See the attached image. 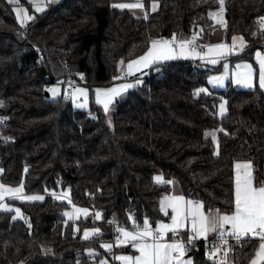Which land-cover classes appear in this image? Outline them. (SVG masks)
<instances>
[{"label": "trees", "instance_id": "16d2710c", "mask_svg": "<svg viewBox=\"0 0 264 264\" xmlns=\"http://www.w3.org/2000/svg\"><path fill=\"white\" fill-rule=\"evenodd\" d=\"M136 1L62 0L35 13L29 0H0V183L43 195L37 201L7 200L21 219L0 211V264H98L103 257L118 264L113 255L125 247L112 245L107 221L156 227L171 181L206 213L221 214L234 211V162L249 161L254 186H264V91L253 58L256 49L264 50V0L223 1L224 39L242 36L244 52L213 67L190 60L155 64L134 77L140 83L106 114L94 101L95 91L122 82L123 64L158 40L194 33L207 38L211 15L221 5L157 0L158 9L145 19L119 7ZM152 1L140 0L147 11ZM16 6L33 15L23 27ZM226 61L249 62L254 87L236 88L229 81L222 90L208 88ZM69 81L87 90L86 107L77 108L63 94L45 97L47 86L59 82L65 90ZM209 131L216 143L205 136ZM157 175L163 183L154 181ZM58 191H68L69 202L57 198ZM73 205L101 216L67 221L64 212ZM92 228L99 235L84 238L83 231ZM257 245V239H243L216 257L203 251L204 241H195L187 255L192 264H249Z\"/></svg>", "mask_w": 264, "mask_h": 264}, {"label": "crops", "instance_id": "0c3cea01", "mask_svg": "<svg viewBox=\"0 0 264 264\" xmlns=\"http://www.w3.org/2000/svg\"><path fill=\"white\" fill-rule=\"evenodd\" d=\"M141 3L140 0L136 1ZM49 4L33 9L35 13L43 12ZM23 6L14 7V15L19 26H25L32 18L27 9L21 10ZM215 13L211 15L213 18ZM213 21V19H212ZM214 23V22H213ZM225 24L216 26L213 24L207 38H202L199 34L194 33L186 39H173L170 45L168 39L153 42L149 50L140 57L123 64L122 73H126L128 78L114 85L110 89L96 90L94 101L107 114L113 104L123 98L139 80L134 77L147 71L153 65L175 60H190L213 67L222 61L229 59L233 54L230 50L229 43L224 39ZM262 31L264 27L261 28ZM264 45V33L261 34ZM191 38V39H190ZM188 39L189 42H188ZM183 43L188 46V51L180 54L175 48L176 43ZM191 45H200L204 47L203 53L191 51ZM182 48V47H181ZM231 51V52H230ZM245 51V50H244ZM241 54V53H239ZM238 55V54H235ZM254 61L258 67L257 82L260 89L264 91V50L256 49L253 53ZM229 64L227 61L222 67ZM230 65V64H229ZM231 67V83L236 88L251 89L255 83V70L249 62H237ZM129 82V83H127ZM76 87H74L75 89ZM77 93H87L85 88H77ZM82 99V98H81ZM2 170L0 169V175ZM234 181V211L231 214H221L216 211L206 213L201 202H195L192 199L184 198L179 190L173 191L164 196L160 202V212L163 220L156 224V228L167 238L162 240L151 241V233L144 237L139 234L126 233L124 243L125 252L113 255L118 264H167L160 254L158 247L165 240L173 244H180L181 239L178 233L185 231L188 234V240L206 241L210 236L214 237L219 231L228 227L232 231L246 233L255 229L262 230V237L258 238V245L249 262V264L264 263V186L255 187L253 181V168L249 161H236L233 165ZM0 186V211L13 212L15 219H21V212L13 206L4 204L5 198L14 194L22 201H37L43 198V195L23 196L20 191H15L14 187ZM16 195V196H17ZM11 200V199H7ZM6 203V202H5ZM67 220V219H66ZM69 221V220H67ZM166 242V241H165ZM187 258L190 256L187 255ZM176 264H192L188 261H178Z\"/></svg>", "mask_w": 264, "mask_h": 264}, {"label": "rangeland", "instance_id": "374dc122", "mask_svg": "<svg viewBox=\"0 0 264 264\" xmlns=\"http://www.w3.org/2000/svg\"><path fill=\"white\" fill-rule=\"evenodd\" d=\"M7 2H11L12 0H6ZM30 3L32 4V8L37 10L40 9V7L42 6H46V4H51V3H56V2H61L62 0H29ZM224 0H220L221 5L218 8V10H216L213 16V24L214 25H218L220 26L221 24H225V8H224ZM121 8V10L126 11L128 13H130L133 17L137 18V19H145L147 18L148 14L155 12L158 7V1L154 0L150 3V10L147 11L143 8L141 3H137V2H133V3H126V4H121L119 6ZM22 11L25 10V7H21ZM28 11V10H27ZM186 39V38H183ZM191 39V38H190ZM188 39V42L189 40ZM179 42V41H178ZM183 43H176L175 44V48L178 50V52L180 54L187 52L188 50V46L186 45H182ZM230 47V50L232 51L231 54L235 55V54H239L244 52L245 47H246V42L244 40V38L240 35L234 36L231 40V42L228 44ZM182 47V48H181ZM230 51V52H231ZM231 66L229 64H226L222 67V72L211 76L208 79V88H212V89H217V90H222L226 87L227 82L231 81ZM129 83V82H127ZM208 89L206 88L204 91H207ZM46 91L49 93L50 98H57L58 96H60L61 94L66 95V88L65 90H62V88L58 85H52L50 86V88H46ZM72 95L76 98H82L83 99V103L82 104H76L75 106L77 108H83L86 107L87 102H88V98H87V93H77L78 89L77 88H72ZM226 110L225 107V102H221L220 103V109H219V114L222 115ZM110 118V117H109ZM214 132H206L205 136L206 137H212L214 139V142L216 143V137L214 136ZM154 181L156 183H163L164 180L160 175H157L154 177ZM171 187L172 190L174 191H178V184L176 181H171ZM0 186H2V184L0 183ZM13 188V187H12ZM10 188V189H12ZM15 191H20V193L26 197L24 198H28L27 194H24V191L22 189V186H17L14 187ZM57 195H55L57 198H62V200L69 202V193L67 191V195L63 194L61 192L58 191V193H56ZM14 194L11 197L5 198V201L3 202L4 204H7V199H20L23 197L18 198V195ZM22 200V199H21ZM6 202V203H5ZM91 215V211L90 209L86 208V207H79V206H72L69 210L64 212V216L67 220L69 221H76L80 218H85ZM22 218V215H21ZM98 231L96 229H85L83 231V237L84 238H90L91 236H93V234H97ZM166 241V242H165ZM163 242V244H160L158 249L160 254L163 256V258L165 259V262L167 264H176L178 261H188L190 263H192L191 258H187V254L182 250V246L179 244H173L170 241L165 240ZM177 254V255H176ZM114 259V258H113ZM98 264H111L108 259L106 257H103Z\"/></svg>", "mask_w": 264, "mask_h": 264}, {"label": "built area", "instance_id": "2783aa9c", "mask_svg": "<svg viewBox=\"0 0 264 264\" xmlns=\"http://www.w3.org/2000/svg\"><path fill=\"white\" fill-rule=\"evenodd\" d=\"M264 24V23H263ZM168 42L170 45L173 44V39H168ZM191 51H196L198 53L204 52V47L200 45H191L190 46ZM128 76L126 73H122L118 81H125L127 80ZM56 85H61V83H56ZM66 97L73 102L74 104H81L83 103V99L81 98H75L72 95V88H74L73 82L69 81L66 83ZM49 88V86H47ZM1 105V103H0ZM95 114H90V117H94ZM4 118L0 116V123H3ZM91 215L93 220H98V218L101 216V212L99 210H96L92 208ZM107 225L110 226V228L113 231V237L111 240V243L114 247H121L124 243V237L126 233H134L139 234L144 237L147 235V233H151L150 237H146L147 240L156 241V240H162L167 238V235L161 233L156 227L150 225L149 223L145 222L142 224H138L137 222H131L129 225H123L115 221L114 219H109L107 221ZM99 235V233H97ZM262 237V230L261 229H255L253 231H249L246 233H239L232 231L228 227L222 228L217 235H215L212 238H208L206 241H204V247L203 251L210 255V256H216V257H222L226 250L230 248V245L232 243H237L243 239H258ZM195 243L193 240L188 239H181V246L182 250L187 254L189 252V245ZM196 245H194V249H196ZM177 255V254H176Z\"/></svg>", "mask_w": 264, "mask_h": 264}, {"label": "water", "instance_id": "95a60500", "mask_svg": "<svg viewBox=\"0 0 264 264\" xmlns=\"http://www.w3.org/2000/svg\"><path fill=\"white\" fill-rule=\"evenodd\" d=\"M44 94H45V97H49V93L48 92H45ZM189 256H191V255H189Z\"/></svg>", "mask_w": 264, "mask_h": 264}]
</instances>
